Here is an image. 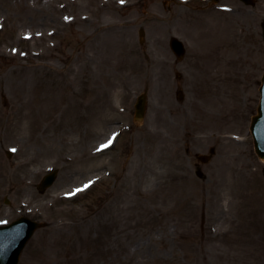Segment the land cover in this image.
<instances>
[{
	"label": "rangeland",
	"instance_id": "1",
	"mask_svg": "<svg viewBox=\"0 0 264 264\" xmlns=\"http://www.w3.org/2000/svg\"><path fill=\"white\" fill-rule=\"evenodd\" d=\"M104 1L0 0V225H46L19 264H264V0Z\"/></svg>",
	"mask_w": 264,
	"mask_h": 264
},
{
	"label": "water",
	"instance_id": "2",
	"mask_svg": "<svg viewBox=\"0 0 264 264\" xmlns=\"http://www.w3.org/2000/svg\"><path fill=\"white\" fill-rule=\"evenodd\" d=\"M249 4V0H243ZM263 39H264V22H263ZM170 48L173 53L182 58L184 55V47L176 38L170 40ZM260 105L258 107V115L252 119L250 131L254 141L255 153L258 158L264 159V76L262 79V86L260 88ZM181 98V95L178 94ZM146 111V97L141 95L138 97L135 104V121L140 122ZM213 152V151H212ZM200 160L205 162L206 157H200ZM56 177V172L47 175L42 183L38 186L40 192H44L52 185ZM43 227L42 224L30 222L29 220L20 219L10 226L0 228V264H17L20 253L24 248L28 239L32 236L34 231Z\"/></svg>",
	"mask_w": 264,
	"mask_h": 264
},
{
	"label": "bare ground",
	"instance_id": "3",
	"mask_svg": "<svg viewBox=\"0 0 264 264\" xmlns=\"http://www.w3.org/2000/svg\"><path fill=\"white\" fill-rule=\"evenodd\" d=\"M112 3V0H108L107 2H104V3H101L100 5H99V8L100 9H105L107 6H109L110 4ZM263 12H264V10H262ZM112 132V131H111ZM110 132V133H111Z\"/></svg>",
	"mask_w": 264,
	"mask_h": 264
},
{
	"label": "snow or ice",
	"instance_id": "4",
	"mask_svg": "<svg viewBox=\"0 0 264 264\" xmlns=\"http://www.w3.org/2000/svg\"><path fill=\"white\" fill-rule=\"evenodd\" d=\"M110 142H111V141H110ZM110 142H109V143H110ZM104 147H107V145H105Z\"/></svg>",
	"mask_w": 264,
	"mask_h": 264
},
{
	"label": "flooded vegetation",
	"instance_id": "5",
	"mask_svg": "<svg viewBox=\"0 0 264 264\" xmlns=\"http://www.w3.org/2000/svg\"><path fill=\"white\" fill-rule=\"evenodd\" d=\"M176 64V63H175ZM196 167V166H195Z\"/></svg>",
	"mask_w": 264,
	"mask_h": 264
}]
</instances>
